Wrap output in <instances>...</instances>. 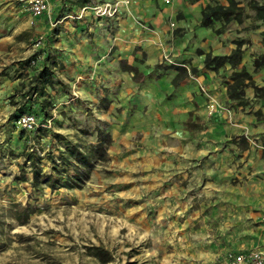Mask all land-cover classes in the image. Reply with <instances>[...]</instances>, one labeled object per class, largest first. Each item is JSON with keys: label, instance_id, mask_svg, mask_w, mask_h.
Returning a JSON list of instances; mask_svg holds the SVG:
<instances>
[{"label": "rangeland", "instance_id": "obj_1", "mask_svg": "<svg viewBox=\"0 0 264 264\" xmlns=\"http://www.w3.org/2000/svg\"><path fill=\"white\" fill-rule=\"evenodd\" d=\"M47 4L0 0V264L264 254V0Z\"/></svg>", "mask_w": 264, "mask_h": 264}, {"label": "built area", "instance_id": "obj_2", "mask_svg": "<svg viewBox=\"0 0 264 264\" xmlns=\"http://www.w3.org/2000/svg\"><path fill=\"white\" fill-rule=\"evenodd\" d=\"M28 3L30 14L39 16L47 10V0H26ZM124 3H127L128 0H122ZM109 4H107L108 6ZM211 113V112H210ZM19 125L26 129L32 130L36 123L33 115H24L21 116L18 120ZM216 264H264V254L259 250H249L247 252L239 253H227L224 258L217 262Z\"/></svg>", "mask_w": 264, "mask_h": 264}, {"label": "crops", "instance_id": "obj_3", "mask_svg": "<svg viewBox=\"0 0 264 264\" xmlns=\"http://www.w3.org/2000/svg\"><path fill=\"white\" fill-rule=\"evenodd\" d=\"M80 11H81V7L78 6L76 12H80ZM83 22H84L83 19H81L80 21L79 20L77 21V23L79 25L78 28L82 27ZM94 27L95 26H91L90 28L93 30V29H95ZM94 38H95V36H94ZM247 251L248 250H244L243 248H240V247H236V248L234 247V248H232L230 250H227L225 252H220V253L216 254L217 258H216L214 264H216L217 262L221 261L227 253H230V252L239 253V252H247Z\"/></svg>", "mask_w": 264, "mask_h": 264}, {"label": "trees", "instance_id": "obj_4", "mask_svg": "<svg viewBox=\"0 0 264 264\" xmlns=\"http://www.w3.org/2000/svg\"><path fill=\"white\" fill-rule=\"evenodd\" d=\"M215 14H216V11H215L214 9H210V10L204 12V13H203V19H204V21H205V19H207L208 17H211V16H213V15H215Z\"/></svg>", "mask_w": 264, "mask_h": 264}]
</instances>
